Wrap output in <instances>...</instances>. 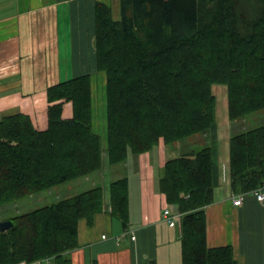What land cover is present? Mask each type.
<instances>
[{"label": "trees", "instance_id": "obj_1", "mask_svg": "<svg viewBox=\"0 0 264 264\" xmlns=\"http://www.w3.org/2000/svg\"><path fill=\"white\" fill-rule=\"evenodd\" d=\"M119 4V20L109 5L94 4L95 66L106 77L105 147L92 127L90 76L50 86L45 129L20 112L0 119V207L100 171L103 152L113 167L160 143L178 144L185 153L164 164L157 189L181 214V264H237L232 246L207 245L212 146L195 151L183 143L214 125L213 84L226 87L231 122L264 110V0ZM229 178L235 196L264 186V125L231 135ZM128 204L127 178L112 180L110 213L123 227ZM103 207L96 186L4 219L12 225L0 230V264H72L79 221L91 224Z\"/></svg>", "mask_w": 264, "mask_h": 264}, {"label": "crops", "instance_id": "obj_2", "mask_svg": "<svg viewBox=\"0 0 264 264\" xmlns=\"http://www.w3.org/2000/svg\"><path fill=\"white\" fill-rule=\"evenodd\" d=\"M96 2L109 5L110 0H0L1 118L20 112L28 115L38 129H45L47 88L80 75L90 76L92 102L96 91L103 93L105 111L106 77L96 69L94 59ZM70 114L67 104L64 117ZM211 137L214 201L205 208L207 245L232 246L237 264H264V203L246 194L239 206L233 204L229 178L231 132L221 146L215 140V125ZM179 152V146L160 143L153 151L129 156L122 167L109 166L103 152L102 172L82 177L77 193L100 186L103 211L91 224L79 221V247L69 253L72 264H178L180 237L161 218L168 204L157 182L164 164ZM123 176L128 180L129 192L127 227L112 217L109 205V184ZM126 232H134L135 240Z\"/></svg>", "mask_w": 264, "mask_h": 264}, {"label": "rangeland", "instance_id": "obj_3", "mask_svg": "<svg viewBox=\"0 0 264 264\" xmlns=\"http://www.w3.org/2000/svg\"><path fill=\"white\" fill-rule=\"evenodd\" d=\"M109 6L112 9V14L114 20L120 19V4L119 0H110ZM116 13H118L116 15ZM117 17V18H116ZM212 91L216 100V108H215V120L214 125L216 126V137L217 143L219 146L223 143V139L227 133L231 132V135L245 132L247 130L257 128L264 125V110L252 113L247 115L244 119L235 121L230 123L231 127H229V118L227 113V90L224 85L221 84H213ZM103 93L100 90L96 91L95 99L92 102V112H93V130L101 136L102 139L105 137V111H104V102L102 99ZM1 119V117H0ZM231 122V121H230ZM213 125V126H214ZM212 126V127H213ZM212 127L205 133L197 134L191 138H188L183 144H185L184 149L190 150H199L204 147L212 146ZM170 146V145H169ZM178 146V144L176 145ZM186 151V150H185ZM189 151V150H187ZM185 153L184 150L176 154L177 157ZM120 166V165H116ZM123 165L121 164L120 167ZM99 172H94L92 176L95 174H99ZM91 175V174H90ZM131 175V174H129ZM81 179V178H80ZM68 181L62 183L50 190L44 191L38 195H33L29 198L23 199L19 203L9 204L3 207H0V221L13 216L17 213H25L33 209H37L43 207L45 205L52 204L60 199L68 198L72 195H76L79 190V180ZM180 248V242H178ZM176 263L181 264V248L179 250V254L177 255Z\"/></svg>", "mask_w": 264, "mask_h": 264}, {"label": "built area", "instance_id": "obj_4", "mask_svg": "<svg viewBox=\"0 0 264 264\" xmlns=\"http://www.w3.org/2000/svg\"><path fill=\"white\" fill-rule=\"evenodd\" d=\"M250 194H252L254 196V198L256 199V201H258L259 203L263 204L264 203V186L260 187L257 190L252 191ZM242 196L243 195H238L233 199V204L236 206H239L242 202ZM161 218L167 222V224L169 225V227L174 228L178 231V234L180 236L181 234V214L178 210H176L174 207L167 205L165 206V208L162 210L161 213ZM131 240H135V233L134 232H130L129 233ZM103 238H105V236H103ZM120 238H116V241H119ZM18 264H52V259L50 258H46L43 260H38V261H34L31 263L22 261Z\"/></svg>", "mask_w": 264, "mask_h": 264}, {"label": "water", "instance_id": "obj_5", "mask_svg": "<svg viewBox=\"0 0 264 264\" xmlns=\"http://www.w3.org/2000/svg\"><path fill=\"white\" fill-rule=\"evenodd\" d=\"M12 225V222L9 220L0 221V230L6 231L8 230Z\"/></svg>", "mask_w": 264, "mask_h": 264}]
</instances>
